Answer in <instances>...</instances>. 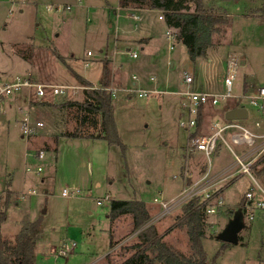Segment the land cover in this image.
Listing matches in <instances>:
<instances>
[{"label": "rangeland", "instance_id": "obj_1", "mask_svg": "<svg viewBox=\"0 0 264 264\" xmlns=\"http://www.w3.org/2000/svg\"><path fill=\"white\" fill-rule=\"evenodd\" d=\"M184 1L193 11L195 4ZM204 1L207 8L218 13L226 9L229 23L220 26L212 47L199 60L203 66H198L181 42L167 38L170 27L156 22L157 13L153 15L154 40L149 46L124 43L143 33V19L134 21L135 13L119 9V0H0V79L31 76L46 84L80 87L67 97L48 101L59 111L46 119L37 108L33 112L26 105L21 107L23 112L6 107L0 111V219L3 213L6 215L0 232L14 242L24 220L42 219L36 239V264H121L129 259L133 252L124 247L138 239L131 215L110 220L111 203L118 200L144 202L152 217L148 225L154 224L163 241L174 250L186 256L192 254L186 228L177 226L183 205L159 221L155 217L159 207L152 208L155 198L167 202L178 197L186 188L187 165L189 171L193 168L187 152L189 135L179 124L188 116L180 94L186 88L184 75L193 74L196 90L221 92L227 60L235 57L245 61L239 67L235 93L242 94L248 86L264 83V0ZM134 52L137 58H132ZM57 54L73 71L93 81L95 88L100 86L98 77L104 62L109 61L110 87L117 89L113 97L115 120L125 149L97 138L103 135L102 116L83 110L87 100L84 86L65 79L73 76ZM85 62L92 66L85 67ZM154 76L157 82L152 80ZM155 89L158 92L147 97L138 96L141 90ZM235 103L237 100L232 99L226 106L207 109L204 123L225 125L222 114L233 109ZM248 109L250 119L242 123L254 128L255 121L261 119L254 108ZM24 118L32 124L39 120L48 124L44 123L45 129L37 130L29 141L21 132ZM232 132L226 131L224 138L241 153L243 148L231 143ZM77 133L95 139L66 137ZM60 137L70 140L61 144L57 162ZM219 143L221 146L210 157L212 170L234 161L226 145L221 140ZM35 151H44L45 159H35ZM187 157L190 164L186 163ZM263 157L264 153L254 170L256 183L245 175L248 184L253 185L255 203L243 208L247 191L244 178L228 189L230 203L237 205L230 209L233 214L221 218L218 210L206 216V228L213 225V236L203 239V246L211 261L222 247L217 236L224 224L243 209L240 243L226 248L215 264H264V208L256 206L264 202V172L258 175L264 167ZM196 160L209 167L204 153H199ZM39 165L43 171L36 173ZM72 188L80 189V194H63V189ZM33 190L35 194H27ZM65 247L70 251L60 255Z\"/></svg>", "mask_w": 264, "mask_h": 264}, {"label": "trees", "instance_id": "obj_2", "mask_svg": "<svg viewBox=\"0 0 264 264\" xmlns=\"http://www.w3.org/2000/svg\"><path fill=\"white\" fill-rule=\"evenodd\" d=\"M195 4L193 11L184 5V0H119L121 8L134 6L139 9L159 10L163 13L165 23L168 27L177 30V40L181 42L188 51L190 59L195 62L198 58L205 57L207 51L213 45V37L221 32L220 26L229 23L228 14L213 11L205 6L204 0H191ZM238 1V0H227ZM264 20V9H262ZM227 14V15H226ZM57 59L66 65L64 58L57 54ZM70 74L76 81L86 87V101L82 104L87 114H101L103 135L102 138L109 145H118L125 149L121 142L115 120V107L113 96L110 92L102 89H94L93 85L81 77L66 65ZM111 69L109 61L103 64V74L100 87H110ZM46 104V103H45ZM239 106L235 103L233 109ZM86 120V118H84ZM203 120V113L199 115V122ZM68 137L77 139H95L92 135L70 134ZM264 160V157L261 159ZM264 172V167L258 175ZM9 202L7 201V204ZM109 214L113 222L124 215H131L133 219V233L137 234V243L124 247L125 250L133 252L131 257L121 264H215L217 258L230 246L222 243V247L216 256L211 259L203 246V239L206 236V205L195 198L182 207V217L177 226L186 228L189 237L192 254L186 256L163 241V236L158 232L154 224H149L152 217L142 201H113ZM242 209V208H240ZM243 212V209H242ZM3 213L0 219V226L5 221ZM42 219L23 221L22 228L16 235L14 242L5 239L0 232V264H36V239L41 233ZM114 245L110 244V249Z\"/></svg>", "mask_w": 264, "mask_h": 264}, {"label": "built area", "instance_id": "obj_3", "mask_svg": "<svg viewBox=\"0 0 264 264\" xmlns=\"http://www.w3.org/2000/svg\"><path fill=\"white\" fill-rule=\"evenodd\" d=\"M70 9V7H67ZM60 8H56L57 12H60ZM132 18L134 21L141 20V17L137 14H133ZM159 20H164L163 16L159 17ZM167 38L172 41L177 39V30L170 28V31L166 33ZM174 48L173 45L170 47ZM92 53L88 52V56ZM132 58H137V53H132ZM226 73L223 80L224 89L221 92H209L206 90H196L194 88L195 80L190 74L184 75V84L186 86L185 91L182 92L184 98L183 107L187 111V118L180 119V126L188 132V154L191 152H201L207 157L209 161V167L207 168V173L195 183L187 186L181 194L170 200L162 201L160 198H155L153 200L152 207L156 209L159 207L160 211L155 216L156 220H161L167 214H171L173 210L177 207L188 203L189 201L197 198L200 203L206 205V215H214L218 212V209L223 206V200L219 198L217 193H219V188H217V182L221 176L212 178L211 173V163L210 157L217 152L220 145V140L229 149L234 157L232 167H227L226 172H230L232 169L237 168L238 174L249 176L254 183H256L254 170L256 164L260 160V156L264 153V122L262 120H257L254 123V128L251 129L247 127L242 122L244 120L228 121L226 124L221 126L218 122L213 121L209 125H205V115L207 109L215 108L217 106H226L232 99H236L240 107H244L248 110V119H250L249 107L254 108L256 112L261 115L264 119V83L261 85L248 86L244 89L242 94L235 93V83L238 77L239 67L241 62L235 57H231L227 60ZM85 67H91L89 63H85ZM155 81V78H152ZM82 88V87H81ZM110 92L112 96H115L117 89L115 87L108 88H98ZM80 89L78 86H67L58 84H46L35 79L31 76H16L12 80H1L0 79V110L3 108L5 102L14 99L20 95H26L28 102H48L56 99H61L67 97L71 91H76ZM83 87V90H86ZM158 92L155 90H141L138 96L140 98L147 97L151 93ZM246 104L249 106L247 107ZM230 110V109H229ZM203 113V120L199 122V115ZM246 119V120H248ZM45 127L43 122L38 121L32 124L28 118H24L21 121V132L22 136L27 139L31 138L37 133V130H41ZM233 130L231 133V143L237 147L243 148L240 152H236L231 145L224 138V133L226 131ZM38 161H43L45 159L44 151H35L34 156ZM231 168V169H230ZM31 168H28L30 170ZM43 171V166H37L36 173H41ZM189 174V173H188ZM225 176V175H222ZM226 178V177H225ZM227 179V178H226ZM224 181V179L220 180ZM253 185L250 184L247 187V191L244 197L243 208L249 207L254 204L253 195ZM80 189H63V194L65 196L79 195ZM36 192L28 191L27 194H35ZM264 193V191H263ZM24 198V196H22ZM109 200V196L105 198ZM98 204H101L99 201ZM256 206L260 209L264 208V202H257ZM250 220H253V215H250ZM70 247H65V249L60 250V255H66L70 251ZM55 252V251H54Z\"/></svg>", "mask_w": 264, "mask_h": 264}, {"label": "crops", "instance_id": "obj_4", "mask_svg": "<svg viewBox=\"0 0 264 264\" xmlns=\"http://www.w3.org/2000/svg\"><path fill=\"white\" fill-rule=\"evenodd\" d=\"M119 7V9H124V10H127V11H130L131 13H135V14H137V15H139L140 17H141V19H143V22H142V27H143V30H142V34L141 35H139V36H133V37H129L128 39V41H124V43H128V44H136V43H139V45H145V46H149L152 42H153V40H154V33H155V31H156V29L154 28V19H153V15H154V13H157V20H156V22L159 24L160 22L161 23H164V24H166L165 23V21L164 20H159V17L160 16H163L162 14H161V11H159V10H149V9H139V8H133V7H128V8H121L120 6H118ZM139 21H141V20H139ZM125 34V33H124ZM131 41V42H130ZM179 44V43H178ZM142 49L144 50L145 48L144 47H142ZM129 51V50H128ZM134 53H136V52H134ZM200 59H202V58H198L196 61H195V64H197L198 66H200V65H202L203 66V61H199ZM85 63H88V62H85ZM90 64V63H89ZM91 66H92V64H90ZM89 68V67H88ZM102 70H103V68L101 69V74L99 75V77H98V82H99V84L101 83V78H102ZM81 77H83L85 80H87L88 82H90L91 84H94V82L93 81H91L87 76H85V75H82L81 74V72H78V71H76ZM188 74H192V73H188ZM193 75V74H192ZM0 78H1V75H0ZM66 78H68V79H70V80H73V81H75V82H77L76 81V79L74 78V77H70V76H67V77H65V79ZM153 78H155V82H157V78H156V76H154ZM1 80H6V79H1ZM195 88V87H194ZM243 89H244V86H243ZM199 90H204L203 88H201V89H199ZM185 91V90H184ZM183 92V91H182ZM182 92L180 93L181 94V96H182ZM26 95L24 94V95H20V96H18V97H16V98H14V99H11V100H9V101H7V102H5V106L3 105V108L0 110V111H2L3 109H6V108H15L16 110H18V111H20V112H23V108H21V107H24L25 105L26 106H28L29 108H32V110H33V112H34V109H36L37 108V111L41 114H43L44 115V118L46 119V117H51V116H53L54 114L53 113H56L57 111H59V109L58 108H55L51 103H49V102H44V103H42V104H38L37 102H28L27 101V98L25 97ZM182 100L184 101V98H183V96H182ZM46 103V104H45ZM24 105V106H23ZM184 105V104H183ZM6 107V108H5ZM228 111V109H226L225 111H224V113L222 114L223 116L226 114V112ZM41 114V115H42ZM42 115V116H43ZM259 115V114H258ZM259 117H260V119L262 120V121H264V119H263V117H261V115H259ZM40 122H42L43 121V123H47L48 124V121L47 122H45V120H39ZM21 123V122H20ZM210 123V122H209ZM205 125H207V124H205ZM46 126V125H45ZM247 127H249V128H251V129H255V128H252L251 126H247ZM45 129V127L42 129V131ZM66 137H68V136H66ZM23 138V137H22ZM68 138H70V139H72L71 137H68ZM70 139H67V138H62V137H60L59 138V142H58V146H57V150H56V154H57V162L59 161V157H60V146H61V144L64 142V141H68V140H70ZM77 139V138H76ZM29 140V139H28ZM86 140V139H85ZM30 141V140H29ZM55 153V152H54ZM199 153H201V152H191V153H189L190 155H189V159L191 160V163H192V169H191V171H189L190 170V166L189 165H187L188 166V168H187V172H185V177H186V174L187 173H189L188 175L189 176H187L186 177V179H185V187H187V186H189V185H191V184H193V183H195L196 181H198V180H200L206 173H207V168H206V166L204 165V167H203V165H201L199 162H197V160H196V158H197V155L199 154ZM188 155V154H187ZM188 159V157L186 158V163L187 164H190V160ZM188 160H189V162H188ZM58 164V163H57ZM232 165H233V162L232 163H229V164H220L218 167L219 168H217L216 170H211V173H210V176L212 177V178H216V179H218V177L219 176H221V178H219V180L218 181H216L217 182V188H219V193H217L216 195H218L219 196V198L220 199H222L223 200V206L221 207V208H219L218 210H219V212H218V214L217 215H219L220 214V216H221V218H223V217H225V216H227L228 214L230 215V214H233L232 212H231V210L230 209H233V208H236L237 207V205L235 204V205H233V204H231L230 203V198L227 196V193H228V189L230 188V187H232L233 185H235L239 180H242V179H246L245 181H246V183H247V187L250 185V183L248 184V179L246 178V176L245 175H242V174H238V173H236L237 172V168H235V169H232L230 172H226V168L227 167H232ZM231 169V168H230ZM222 175H225V176H222ZM227 179H226V178ZM222 179H224V181H220V180H222ZM2 182V181H1ZM98 186H99V184H98ZM10 187H11V184H10ZM247 189V188H246ZM246 189H245V191H246ZM224 198H223V197ZM244 197V194H243V196L241 197V198H243ZM238 204V203H237ZM240 204V203H239ZM239 206V205H238ZM153 208V207H152ZM154 209V208H153ZM222 210V212L220 213V211ZM234 210V209H233ZM215 215V214H214ZM207 216V215H206ZM163 219V218H162ZM161 219V220H162ZM232 220V219H231ZM228 221L224 224L225 226H224V228L223 229H225L226 227H227V225H228ZM210 227V229L208 228L207 230H206V236H205V238H209V239H212V236H213V234H212V229L211 228H213V225H210L209 226ZM222 231H224V230H222ZM221 231V232H222ZM220 232V233H221ZM204 238V239H205ZM240 243V242H239ZM209 258V257H208ZM210 259V258H209Z\"/></svg>", "mask_w": 264, "mask_h": 264}, {"label": "water", "instance_id": "obj_5", "mask_svg": "<svg viewBox=\"0 0 264 264\" xmlns=\"http://www.w3.org/2000/svg\"><path fill=\"white\" fill-rule=\"evenodd\" d=\"M241 64L244 65L245 61H241ZM225 119L228 121L235 120H246L248 119V110L244 107L230 109L225 114ZM44 213L46 211L44 210ZM243 214L242 209H239L232 221L227 225V227L222 231L217 239L222 243L237 245L239 244V233L243 229ZM141 230L137 231L138 234Z\"/></svg>", "mask_w": 264, "mask_h": 264}]
</instances>
